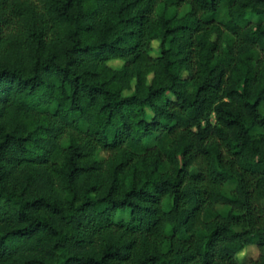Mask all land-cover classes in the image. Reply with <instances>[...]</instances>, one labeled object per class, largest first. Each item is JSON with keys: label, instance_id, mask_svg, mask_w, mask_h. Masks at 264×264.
Wrapping results in <instances>:
<instances>
[{"label": "trees", "instance_id": "1", "mask_svg": "<svg viewBox=\"0 0 264 264\" xmlns=\"http://www.w3.org/2000/svg\"><path fill=\"white\" fill-rule=\"evenodd\" d=\"M0 264H264V0H0Z\"/></svg>", "mask_w": 264, "mask_h": 264}, {"label": "rangeland", "instance_id": "2", "mask_svg": "<svg viewBox=\"0 0 264 264\" xmlns=\"http://www.w3.org/2000/svg\"><path fill=\"white\" fill-rule=\"evenodd\" d=\"M184 11V8L181 7V8H178V9H171L170 12L171 13H174V12H177L178 14H181L182 12ZM248 18L250 19L251 22L255 23L258 18L252 14V13H249L248 14ZM151 46H152V53L151 55L153 57L159 55V48H160V43L159 41H153L151 43ZM109 65L114 68V69H118L122 66V62L121 61H112L109 63ZM134 81L131 83V89L129 91H125L123 92V96H129L132 94L133 92V87H134ZM147 113L149 114V110L147 109ZM104 155L103 154H100V158H103ZM217 210L218 211H221V212H224L226 211V208L223 207V206H217ZM258 250L255 246H249L247 248H245L240 254H239V259L240 261L242 262H248V261H251V260H255L257 257H258Z\"/></svg>", "mask_w": 264, "mask_h": 264}]
</instances>
